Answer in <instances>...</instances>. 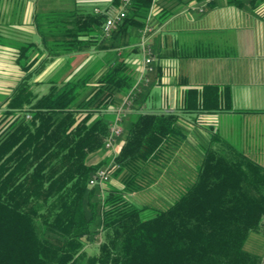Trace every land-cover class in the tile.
<instances>
[{
	"label": "trees",
	"instance_id": "obj_1",
	"mask_svg": "<svg viewBox=\"0 0 264 264\" xmlns=\"http://www.w3.org/2000/svg\"><path fill=\"white\" fill-rule=\"evenodd\" d=\"M191 1L214 3L157 0L151 15L152 0H130L106 37L107 13L120 0L99 12L79 5L35 11L47 62L60 55H101L69 78L50 77L41 90L32 87L34 71H28L32 43L16 45L23 74L0 101V264H263L264 167L210 128L194 169L172 168L188 133L183 115L229 110L228 86L185 90L177 113L144 110L143 85L123 115L118 149L95 163L88 160L108 150L111 108L136 80L125 57L140 50L148 18L150 25L161 22ZM255 1L225 3L252 7ZM106 163L116 183L88 187ZM161 181L168 186L162 208L138 206L125 196ZM85 237L97 244L95 253H86Z\"/></svg>",
	"mask_w": 264,
	"mask_h": 264
},
{
	"label": "crops",
	"instance_id": "obj_2",
	"mask_svg": "<svg viewBox=\"0 0 264 264\" xmlns=\"http://www.w3.org/2000/svg\"><path fill=\"white\" fill-rule=\"evenodd\" d=\"M104 1L101 9L109 4ZM78 3L57 0L55 7L73 9ZM208 3L191 1L161 22H151L148 42L154 51V69L144 85L148 89L142 107L147 111L178 113L185 90L206 84L228 86L229 110L183 115L188 133L174 152L177 162L172 168L194 169L210 128L236 151L264 167V0H256L252 7L247 3L242 7L228 5L225 0ZM51 8L53 5L41 0H3L0 36L5 42H0V101L23 74L16 63L17 44L32 43L26 60L34 63L28 71H34L32 87L40 86L41 90L50 77L69 78L92 57L101 55H60L47 62L33 16L37 10ZM155 12L152 7L150 14ZM125 59L137 76L140 50ZM118 147L116 143L115 151ZM160 185L168 190L163 181Z\"/></svg>",
	"mask_w": 264,
	"mask_h": 264
},
{
	"label": "built area",
	"instance_id": "obj_3",
	"mask_svg": "<svg viewBox=\"0 0 264 264\" xmlns=\"http://www.w3.org/2000/svg\"><path fill=\"white\" fill-rule=\"evenodd\" d=\"M130 0H120V4L117 8L110 7L102 32L104 36H108L112 29L116 27V25L121 21L125 14L126 7L130 4ZM95 12H99L103 9L95 8ZM149 18L144 25L137 45H139L140 49V59L141 66L138 70V74L136 76L135 84L131 91H129L120 101L116 107L111 108L114 118L109 123V136L105 139L104 145L106 149H113L116 139L121 136L123 133L121 122L123 115L126 112H129L134 104V98L136 91H139L143 85H146L149 82V75L154 69V52L152 49V45L148 42V35L152 31ZM110 178V173H108L106 168H98L92 175V177L88 180V187H93L96 185L105 184Z\"/></svg>",
	"mask_w": 264,
	"mask_h": 264
},
{
	"label": "rangeland",
	"instance_id": "obj_4",
	"mask_svg": "<svg viewBox=\"0 0 264 264\" xmlns=\"http://www.w3.org/2000/svg\"><path fill=\"white\" fill-rule=\"evenodd\" d=\"M43 1L45 4H50V5H53L54 9H59L58 7H55L56 3H57V0H41ZM60 1V0H59ZM80 4L79 6L82 7L83 9L85 10H90L93 6H97V7H100V8H103L104 5H105V1L104 0H78ZM111 0H108V3L110 2ZM104 2V3H103ZM158 2L157 0H152V6L155 7L157 6ZM18 16V15H17ZM16 18H19L16 17ZM81 59V58H80ZM78 59H75V63H78ZM78 72V71H77ZM40 87V86H39ZM38 87V88H39ZM44 89V88H43ZM9 92V91H8ZM129 118L128 116L125 117V120L127 121ZM116 143H118V141L115 142V146H116ZM115 146H114V149H115ZM113 151L112 150H101V151H98L96 152L94 155L90 156L89 157V162L91 163H95L103 158H106L108 157L109 153H111ZM108 164L106 163V165H103L104 168L105 166H107ZM116 181L114 178L110 177V180L108 182H106L105 184H102V185H98L100 189H105V188H108L110 187V185L112 184H115ZM100 194L103 195V192L101 191ZM125 196L127 199H129L130 201L134 202L136 205H146L148 206V208H153V207H158V208H162L164 206L167 205L168 201H163L162 199L166 197V192L165 190L162 188V186L159 184V183H156V185H154L153 188H147L145 190H142V191H139L137 193H125ZM152 211V210H151ZM150 209H148L146 212H151ZM93 239H91L90 237H85V251L87 254H93L97 251V244H95L93 241ZM253 240H255V238H253ZM257 241V240H256ZM252 246L247 245L248 248L250 249H254V242H252ZM264 264V262H263Z\"/></svg>",
	"mask_w": 264,
	"mask_h": 264
}]
</instances>
